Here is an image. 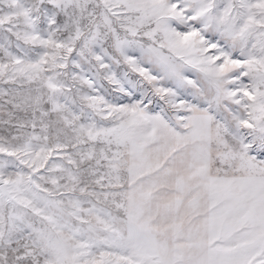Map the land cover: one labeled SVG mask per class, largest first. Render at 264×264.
<instances>
[{"label": "snow or ice", "instance_id": "1", "mask_svg": "<svg viewBox=\"0 0 264 264\" xmlns=\"http://www.w3.org/2000/svg\"><path fill=\"white\" fill-rule=\"evenodd\" d=\"M0 264H264V0H0Z\"/></svg>", "mask_w": 264, "mask_h": 264}]
</instances>
